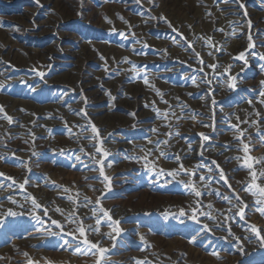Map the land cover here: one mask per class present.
Returning a JSON list of instances; mask_svg holds the SVG:
<instances>
[{
	"label": "rangeland",
	"instance_id": "rangeland-1",
	"mask_svg": "<svg viewBox=\"0 0 264 264\" xmlns=\"http://www.w3.org/2000/svg\"><path fill=\"white\" fill-rule=\"evenodd\" d=\"M262 82L264 0H0V264H264Z\"/></svg>",
	"mask_w": 264,
	"mask_h": 264
},
{
	"label": "snow or ice",
	"instance_id": "snow-or-ice-1",
	"mask_svg": "<svg viewBox=\"0 0 264 264\" xmlns=\"http://www.w3.org/2000/svg\"><path fill=\"white\" fill-rule=\"evenodd\" d=\"M249 47H251V45H249ZM197 55H199V54H197ZM239 58H240L241 60H243V59H244V53H240ZM245 63H247V61H245ZM207 67H209V68H211V69L214 70V69L217 67V65H215V64H211V65H207ZM40 75L43 76L44 74L41 73ZM231 79L234 80L235 77H232ZM208 82L211 83V81H208ZM145 83H147V79H146V78H145ZM262 83H264V82H262ZM0 87H3V85H0ZM230 87L234 88V87H235V84L230 85ZM33 90H34V89H33ZM261 95H264V93H261ZM262 102H264V101H262ZM213 103L215 104V100H213ZM0 111H2V106H0ZM133 115H134V114H133ZM84 116H86V113H84ZM6 119L11 123V121H12V117H11V116H6ZM234 127H235V126H234ZM91 128H92V131H93L94 133H98V130L96 129V127H95L94 124L91 125ZM153 131H155V130H153ZM200 135L203 137L204 140H208V136L204 135L203 133H201ZM242 135H243V133H242ZM262 139H264V137H262ZM150 143H154L155 145L158 146V145L161 143V141H155V142L150 141ZM165 143H166V142H165ZM248 150H249V146H248V144H244V146H243V151H244L245 153H247ZM98 151H102V149H98ZM33 155H36V153H33ZM103 155H104V157H107V156L109 155V153L105 151V152L103 153ZM161 155H164V153H161ZM144 158L146 159V157H144ZM77 159H79V157H78ZM177 159H179V158L177 157ZM238 159H239V157H238ZM102 162H103V161H100V162H98V163H102ZM213 163H215V162H213ZM243 164L246 165L249 169H252V168H253L252 158H251L250 156L244 158V159H243ZM182 168H183V166L181 165V169H182ZM216 168L219 169V165H218V164L216 165ZM152 170L155 171L154 168H153ZM99 171H100V175L103 177V180H104V181H109V182H110V179H111V178L108 177V176H106V175H104V169H103V167H101V168L99 169ZM210 171H211V170H210ZM174 174L178 175L179 172H178V171H176L175 173H174L173 171H170V172H167V173H165V172H163V171L157 172V175H158V176H163V175L172 176V175H174ZM219 174H220L221 178H225V174L223 173V170H222V169L219 170ZM261 175H264V172H262ZM251 176H252V184H251L249 187H245L243 190H244V191H250L251 188H258L260 195H261V196H264V187H260V186L256 183V180H257V174H256V172L253 171V172L251 173ZM205 179H206L205 176H203V175L200 176V180H201V181H203V180H205ZM225 179H226V178H225ZM107 186L110 188V183H109ZM228 187L230 188L231 185L229 184ZM20 188H24V184H20ZM217 194H219V193H217ZM195 195H196V196H200L201 193H200L199 191H196V192H195ZM224 199H225V200H228V197H225ZM236 199H237V201L240 202L241 204L243 203V201H241V199H240V197H239L238 195L236 196ZM95 203L99 205V204L101 203L100 199H97V200L95 201ZM256 203H257V204H264V201H256ZM33 204H34L35 207H37V208L41 207V206L35 201L34 198H33ZM85 207H87V203H85ZM246 207H247V205H244L243 207H240V208H239V213H238V214L240 215L241 219H243V218L245 217V208H246ZM57 210L59 211V209H57ZM100 211L102 212V217H98V218L96 219V224H97V225H100V224L102 223V221H103L104 223L109 224V225H112V224L116 225V227H114V228L112 229V231L116 234V236H119L122 232L127 231V230L121 229V228L119 227L120 221H119V220H115V221H114V220H113V217L110 215V213H109L108 210H104L103 208H101ZM191 211H192V214H191V216H190V219H192L193 221H197V222H198V215L196 214V213H197V210H196L195 208H193ZM259 211H261L262 213H264V207H261V208L259 209ZM44 214L47 215V209H46V208L44 209ZM184 214H185V213H184V210H181L180 215L183 216ZM8 215H9V216H14V215H18V213L12 212V211L10 210V211L8 212ZM73 215H74V214H73ZM200 215H208V214H207V213H200ZM33 218L36 219V220H38V221L40 220V217H38V216H34ZM72 222H73V223H76L77 221L73 220ZM51 223L54 224V225H57V226L59 227L57 221L53 220V221H51ZM80 223H81V225H82V222H80ZM87 227H88L89 229H91L92 231L99 232V228H98V227H93V226H91V225H89V226H87ZM204 227L207 228L208 226H207V225H204ZM250 227H251L252 231L255 232L257 235H260V232H261V231H264V229L258 230V229L256 228L255 225H251ZM227 230L230 231V229H227ZM85 231H86L85 226H79V227H78V232H79V236H80V237H84V236H85ZM49 234H50V235H55L56 233H49ZM68 234H69V235H75V234L72 233V232H70V233H68ZM107 235H109L112 239H115V236H112L111 233H109V234H107ZM76 238L79 239V237H76ZM141 239H143V237H141ZM82 243H83L84 245H87V246H88V251H89V252H92L93 250L98 249L99 253L103 256V255H105V254L107 253V251H108L107 249H105V248H103V247H100L97 243H92V242L89 241L87 238H84L83 241H82ZM74 250L77 251V252L83 251V249H81L79 245H77L76 248H75ZM29 264H32V262L30 261ZM97 264H99V261L97 262Z\"/></svg>",
	"mask_w": 264,
	"mask_h": 264
}]
</instances>
